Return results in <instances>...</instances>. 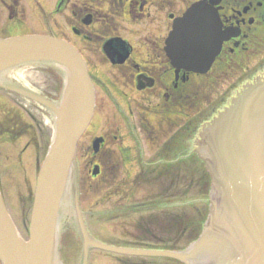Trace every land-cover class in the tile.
Here are the masks:
<instances>
[{"label": "water", "instance_id": "95a60500", "mask_svg": "<svg viewBox=\"0 0 264 264\" xmlns=\"http://www.w3.org/2000/svg\"><path fill=\"white\" fill-rule=\"evenodd\" d=\"M217 13L203 1L174 20L167 47L175 65L197 70L211 64L230 36L222 30ZM127 43L110 39L105 51L113 61H123L131 50ZM21 66L49 67L60 72L64 79L60 100L54 102L12 81L7 73ZM0 86L46 107L55 126L39 170L29 239L19 232L0 191L2 264H89L90 250L95 247L165 255L185 264H264V78L247 87L204 128L199 150L212 176L210 213L199 238L180 251L122 249L99 242L88 231L77 185L70 197L78 141L96 105L87 62L73 44L45 34L0 39ZM100 140L94 141L96 149ZM64 188L83 247L61 258L60 194ZM90 259L94 264V257Z\"/></svg>", "mask_w": 264, "mask_h": 264}, {"label": "flooded vegetation", "instance_id": "af4514ba", "mask_svg": "<svg viewBox=\"0 0 264 264\" xmlns=\"http://www.w3.org/2000/svg\"><path fill=\"white\" fill-rule=\"evenodd\" d=\"M91 1L82 0L81 4L72 5L73 0H57L52 12L58 13L63 9L69 10L71 30L85 42L86 47L93 53H95L94 50L102 53L104 59L101 62L95 63L86 48L77 44L72 39L74 37L69 34V36L66 33L61 35L51 26L42 28V30L38 26L37 30H31L27 27L26 20L20 21L21 17L18 16L23 10L26 18L33 17L34 14L30 15V9L35 8L40 11L44 7L45 0H0V3L3 4L2 9L7 10V18L11 21L10 23L2 21L0 13V38L31 33L57 35L70 41L82 52L96 89L104 85L113 94L111 88L119 93L120 99L124 103L129 104L131 99L129 97L125 99L120 92L127 96L123 87L132 90V85L135 86L139 96L141 95L140 99H138L139 97L134 98L139 111L138 120L132 119L134 116H130L128 113L129 118H122L119 124L114 127L117 128L116 131L114 128L112 129L110 124L107 126L103 124L100 132L91 137L92 143L96 136H102L98 151H92L89 159L91 167L95 165L100 167L98 176L102 174L105 165H114L115 167L123 163L125 166L128 160L131 164H135V162L140 166L142 164V169H150L147 166L154 165V169L164 171L171 165L183 164L184 162H181L183 157L178 160V156H184V153L188 155L186 157L195 154V146H192L193 139L200 132L202 125L230 105L233 98L247 83L264 75V0H98L96 4ZM202 1L207 2L209 6L218 11L222 30L227 31L230 36L223 41L221 51L210 64L211 66L206 71L199 72L175 65L169 57L167 46L174 20L177 17H183L191 6ZM165 7L168 22L166 33L162 35L163 38L161 36H157V38L148 36L147 39L145 37L143 39L135 38L134 35L137 36L141 29H133L127 25H124V30H122V22L129 19L140 23L148 18V22L151 23L150 19L154 17L157 10L165 9ZM51 16L52 13L50 15L46 13V17L50 18ZM139 19L140 21H138ZM14 21L17 23L16 27L11 29L13 28L12 24H15ZM142 30L144 31V28ZM113 38L125 40L130 46L131 50L123 61H113L105 52V43ZM49 70L47 69V71ZM108 73H112L114 79L108 77ZM33 87L43 95L54 99L55 95H50L47 91L36 86ZM7 92L17 96L10 98V101L17 104L18 107L9 108L7 106L4 108L3 117L0 119V127L3 133L8 138L16 139L18 134L19 137H23L25 131L29 133V130H34L35 138L32 140L35 147L39 151H47L53 133L52 121L46 120L49 113L34 101L10 91ZM141 99H144L142 105L139 104L142 101H138ZM112 100L119 103L114 94ZM24 102L40 107L41 112L35 110L44 119V122L42 120L41 122L45 127L41 125L40 118L31 112V110L33 111L32 108H29L28 111L33 121L28 122L24 119L20 110L27 113L28 111L22 106L21 109L19 105H24ZM107 128L109 129L107 130ZM36 129H38L37 133ZM89 129L91 130V127L88 128L87 132ZM137 129L146 136L149 149L154 152L149 153L153 157L151 161L144 159L146 154L145 149H143L144 146L139 142L138 134L133 133L134 131L136 133ZM8 138H6L7 141L12 142V139ZM30 143L27 142L24 148L28 149L32 145ZM91 147L90 144V149ZM172 154L176 155L175 159L170 158ZM116 158H119L120 161ZM140 166H137L139 171L141 170ZM138 174L137 171L134 182H138ZM98 176L93 175V177ZM132 196L135 197L136 195ZM163 197L164 195L161 194L155 199L163 200ZM139 203L135 204L143 211L140 216H136L138 217L135 225L137 237L133 236L132 231L136 219L134 216H130L129 218L132 220L130 225L126 227L128 229L126 234L122 235L123 228H121L115 232L114 242H110L118 246L134 248L180 249L182 246L179 245L178 237L180 234L177 231L176 238L173 235L171 239L173 246L166 243L169 236L164 233V225L168 222V219L165 218L164 209L156 208L163 211L161 212L163 217L160 214L156 218L157 225L148 227L146 218H152L155 212L152 213L151 204L141 201ZM120 218L122 216L118 217L116 225L120 224ZM126 235L134 237L135 240L131 242L122 241L126 239L124 238V236L127 237ZM100 252L110 253L108 258L114 264H120L123 256L129 258L124 264H135L136 261V264H166L162 260H167L166 257L139 256L137 258V256L119 252ZM145 258L152 259V261Z\"/></svg>", "mask_w": 264, "mask_h": 264}, {"label": "rangeland", "instance_id": "374dc122", "mask_svg": "<svg viewBox=\"0 0 264 264\" xmlns=\"http://www.w3.org/2000/svg\"><path fill=\"white\" fill-rule=\"evenodd\" d=\"M97 1L98 0H92L91 2L96 4ZM56 2L57 0H45L44 7L41 8L40 11L35 8L30 9V15L34 14L33 17L26 18L23 13L24 10L18 17H21L20 21L26 20L27 27L31 30H37L38 26H40L41 30L42 28L51 26L61 35L65 33L67 35L69 34L71 37H74L72 39L76 41L77 44L86 48L88 54L90 53V57L95 63L101 62V60L104 59L102 53L97 50H94L95 53H93L86 47L85 42H83L81 38L71 30L69 10L63 9L58 13L52 12L56 6ZM81 3L82 0H73V4H71L78 5ZM2 7L3 4L0 3V13L2 15L1 20L5 22L8 21V23H10L11 21L7 18V10H3ZM165 10L166 7L165 9L157 10L156 13L155 10H153L155 14L154 17L150 19L151 23L148 22V18L146 20H142L140 23L133 19L125 20L122 22V30H124V25H127L133 29H141L137 36H135L134 32H132L135 38L143 39L145 37L147 39L148 36L153 38L161 36V38H163L162 35L166 33V24L168 22ZM46 13L48 15L52 13V16L48 18L46 17ZM138 21H140V19ZM14 23L15 24H12L13 28L11 29L16 27L17 23L15 21ZM143 28L144 31L142 30ZM122 32L125 33L124 31ZM23 70L25 71V81L29 85L45 90L50 95H55L54 98H57L61 94L64 80L63 77L59 75L57 70L54 72L52 70L47 71L45 68L36 67H26ZM107 76L114 79V77H112V73H108ZM123 89L127 93V96L123 95L121 92L120 94L124 96L125 99H128V97L131 99L129 104L124 103L122 99H120L121 96L119 93L113 91L111 88L110 90L113 92L119 103L112 100L113 94L108 91L104 85L97 88V113L94 120L90 124L91 130L89 129L82 139H80L78 144L76 169L73 171L70 183V197L72 196L75 187L80 185L81 206L89 227L96 233L97 236L111 242H114L116 235L115 232H117V230L123 228L122 235L126 234L125 232L128 230L126 227L130 225L132 220V218H129L130 216H134L136 219V223L134 224L132 231L133 236L137 237V227H135V225L137 224L138 217L136 216H140L143 209L137 207L135 203H139L141 201L146 204H151L150 209L152 213H155H153L152 218H146V225H148V227L156 226V218L160 216L161 212H163L162 210H158L156 208H166V210H168L165 211V218L168 219V222L164 225V233L169 236L167 239L168 242L166 243L173 246L171 239L173 235L174 238H176V231L179 232L182 230L183 232L184 229H186L185 233L183 232V235H179L178 237L179 245L183 248L185 244H188L190 241L199 236L198 233L201 231L202 226H204L207 217L206 215H208L210 209L208 195L210 191L209 185L211 184V177L209 176L206 166L203 165V160L200 159L198 155L182 159L181 157H184L183 155L178 156V158L181 159V162H184L182 164L183 168L180 171L182 172V180H178L177 173L179 169H177V165L174 167H168L169 170L166 172L161 169H154V165H149L147 167H150V169L144 170L142 169V164L141 166L137 165L136 162V165L134 163L131 164L129 163V160L125 166L123 163L115 167L114 165H105L100 176H98L100 172H95L94 176L98 177H93V173L91 174V170L94 169V166L91 167L89 162L90 155L92 153V150L90 149L91 137L100 132L103 124L104 126L110 124L113 129L117 124H119L122 118H129L127 115L128 113H130V116H134L132 118L134 120H138L139 118V111L134 98L139 97L138 99H140L141 95L139 96V93L136 91L137 89H135L134 85H132V90L126 87H123ZM15 97L17 96L0 89V119L3 117L2 112L5 107H18L17 104L10 101V98ZM138 101H142L139 103L141 105L144 103V99ZM19 105L21 109L23 107L27 111L29 108H32L34 112L32 110L31 112L40 118L41 125L45 127V125L41 122V120L44 122V119L41 114L38 113L41 112L38 105L27 102H24V105ZM35 109L38 110V112ZM20 113L23 114L26 121H33L29 111L27 113L26 111L20 110ZM49 118V115L46 116V120L51 121ZM36 124L38 126L37 122ZM108 129L109 128H107V130ZM114 129L115 131L117 130V128ZM35 131L37 133L38 129ZM24 133L25 135L23 137H19L18 134L16 139L8 138L0 127V189L4 194L6 204L14 216L20 232L24 237L28 238L39 166L44 158L46 150L39 151V149L35 147L33 143L34 141L32 140L35 138L34 130H29V133L25 131ZM133 133L135 135L138 134V139H141H139V142H141L144 146L143 149H145L146 152L144 159H147V161L153 160V157L149 153L154 152L149 149L150 146L148 144V139H145L146 136L142 133V131L140 132L139 129L136 130V133L135 131ZM3 136L8 139H12V142H8ZM27 142H31L30 144L32 145L28 149H25L24 146ZM192 146H194V143ZM115 155L118 156V154ZM173 155L174 154H172L170 158L175 159L176 155ZM137 157L138 156L136 155V158ZM116 160L120 161L119 158H116ZM137 166L141 167V171L140 174H138V182H134L133 180L136 176L135 171H139V167ZM133 172L134 175L132 176ZM161 194L164 195V198L165 196L168 197L166 202L172 201V196H177L173 202V204L176 203V205L174 207L162 206L161 200L155 199L156 196L159 197ZM132 195L136 196L133 197ZM125 214L126 216H124ZM177 215L178 217L176 218ZM120 216H122L123 219L120 218V224L116 225L118 223V217ZM161 216L163 217V213ZM170 229L172 230L170 231ZM126 236L127 237L124 236L126 239L122 241L131 242L132 240H135L134 237H129L128 235ZM122 241L120 240V242ZM175 242H177V240H175ZM81 245L82 241L79 236V231L75 227V224L71 221L69 226L63 228V231L61 232V258ZM109 255L110 253L105 254L99 250H94V253L91 254V256L94 257V264H114V262L108 258ZM128 260L129 258L123 256L120 264H124ZM147 260L152 261V259L149 258ZM130 261L132 260L130 259ZM162 261L163 263L165 261L166 264H182L174 259H163ZM0 264L2 263L0 262Z\"/></svg>", "mask_w": 264, "mask_h": 264}, {"label": "bare ground", "instance_id": "6f19581e", "mask_svg": "<svg viewBox=\"0 0 264 264\" xmlns=\"http://www.w3.org/2000/svg\"><path fill=\"white\" fill-rule=\"evenodd\" d=\"M199 3H196V5ZM195 4L190 7V9L194 8L196 6ZM25 73L21 70L15 71L12 73V75L17 76L18 78L25 79ZM66 191H69V187L66 188ZM60 206L63 207L62 209V214H61V219H60V232L63 231V228H65L66 226H69L70 222H71V217H70V210H69V201H68V195L65 192V188L62 189V193L60 194Z\"/></svg>", "mask_w": 264, "mask_h": 264}]
</instances>
